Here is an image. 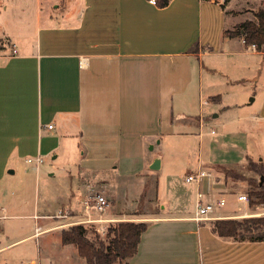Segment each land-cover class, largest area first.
Wrapping results in <instances>:
<instances>
[{
    "label": "crops",
    "instance_id": "1",
    "mask_svg": "<svg viewBox=\"0 0 264 264\" xmlns=\"http://www.w3.org/2000/svg\"><path fill=\"white\" fill-rule=\"evenodd\" d=\"M59 2L66 9L60 15L50 13L56 22L44 23L37 14L34 29L24 27L21 31L25 34L16 39L14 47L3 44L0 48V220L21 217L12 213L17 201L11 203L8 197L5 202V197L14 190L23 196L28 175L33 170L39 172L42 162L29 164L27 159L40 157L43 161L51 154L52 160L58 161L60 154L67 155L61 149L65 137L74 138L78 152L76 159L66 156L60 168L69 184L60 197L65 208L59 211H69L70 216L31 215L43 222H35L31 234L0 246V254L23 240L51 232L60 233V246H71L63 245L62 230L86 218L84 210L80 212L71 204L76 193L70 181L77 177L78 191L86 189L87 196L92 193L89 187L100 183L101 193L116 207L101 215L92 211V217L107 220L93 224L98 232L127 221L122 218L128 215L123 203L116 199L112 204V198L121 195L119 181L135 178L138 182L123 188L127 195L129 186L135 189L128 200L129 208L134 209L143 194L138 192L139 181L163 167L157 156L146 155V146L173 134L178 123L197 127L202 143L204 128L213 126L225 113L220 93L224 86L243 85L238 91L241 101L234 106L243 110L242 116L230 118L233 122L243 120V127L232 137L233 143L213 142L211 162L213 146L222 143L232 147L238 160L257 158L264 163V157L259 159L262 152L251 157L245 150L264 132V52L246 46L242 37L245 51L233 50L235 39L225 35L233 29L222 23L238 12L230 6L231 0H171L163 8L150 0ZM53 3V10L60 9L56 0ZM243 54L252 57L245 75L229 77L222 70L225 66L220 68L226 63L221 56ZM217 73L224 74L217 79ZM244 96L245 101L250 100L243 102ZM206 106L212 107L210 112ZM178 114L183 119L178 120ZM200 165L201 160L198 168ZM207 173L214 175L198 185V190H203L209 201L227 199V208L230 200L222 192V182L213 171ZM242 194L248 195L240 193L236 202L249 204L238 201ZM225 209L217 215L235 217L223 215ZM180 211L165 214L159 206L153 217L145 219L150 226L129 264H264V242L220 237L211 225L215 220L198 223L191 219L194 212L185 215ZM51 218L54 220L49 221ZM38 226L42 232L36 236ZM37 260H43L39 251Z\"/></svg>",
    "mask_w": 264,
    "mask_h": 264
},
{
    "label": "rangeland",
    "instance_id": "2",
    "mask_svg": "<svg viewBox=\"0 0 264 264\" xmlns=\"http://www.w3.org/2000/svg\"><path fill=\"white\" fill-rule=\"evenodd\" d=\"M54 1L55 0H0V48L3 44L10 49L14 47L13 44L16 43V39L25 34V32L21 31L24 27H26L28 31L34 29L37 14L42 17L44 23L56 22L58 19L55 18V16L50 18V13L60 15L63 14L62 12H64L66 8L63 7L59 0H56V3L61 5V7L60 9L53 10L52 8L55 5L53 3ZM217 3L218 2H215L214 4L217 5ZM230 6L233 9L238 10V12H236V16L234 17L231 16L225 18L222 23L225 28L233 29L232 31H234L242 22L246 20H254L255 12L264 10V0H231ZM51 10L53 11L51 12ZM57 17L59 19L62 18L61 16ZM232 24L236 25L233 27ZM232 38L235 39L233 43L237 46L236 49L233 48V50L245 51L243 47H241L242 44L240 37L235 36ZM223 45L224 47L227 46L224 43ZM221 58H226V63H223L220 68L225 66L222 70H224V73L228 72L230 77L244 76L246 73L245 68L249 59L252 57L243 54L241 56H221ZM233 64H237L238 67H233ZM222 74L217 73L215 78H222ZM242 87L243 85L236 84L229 89H226V86L221 89L222 91H220V93H222V96L224 97L221 107H226L225 113L217 119V122L213 126H206L204 128L202 143L199 135H197L195 131L197 130V127L193 126L194 128L191 127L190 129V127L182 126L178 123L176 131L173 134L164 136L160 142L157 140L154 145L146 146V155L157 156L159 160H162L163 167L156 173L149 170L150 172L147 173L148 176H145L144 181H139L140 188L138 189V192L141 191L143 193V201L139 208L137 207L138 205H133L134 209L129 208L128 206V200H131L135 193V189L129 186V195L123 190V188H127L132 181H134L133 184L136 186L138 183L135 181L136 179H124V181H119V183L121 182V187L119 186L121 195H119V198L113 197L112 204L114 201L117 202L116 199H118L120 203H123L122 206L127 210L126 214L128 215L122 216V218L128 219L127 221L147 222L148 220L145 219L153 217L158 212L159 206L161 208L164 207L165 214H169V211L177 212L181 210V214L191 215L194 212L198 184L196 182L187 183L185 177L188 173L196 172L200 160L202 168L206 170V172L213 171L216 174L215 176L218 181L222 182V192L226 198L230 200L223 215L239 216L247 213L252 215L260 214L251 217L264 216V206L250 207L249 204L244 205L236 202L237 195L240 193L248 194L251 190V185L246 180L229 177L225 172V170L228 169L241 173L245 175L246 178L259 177L256 173H253L248 169L249 161L247 159L243 161V158L238 160L239 156H237V153L234 154V152H232V147L230 145H227L229 148L226 146L223 147L222 143H215L213 146V162H211L210 157L212 144L215 140L225 141L229 144L233 143L235 139L232 137L238 134L243 127V120L238 122L230 121L231 117L242 116L243 110L234 107L241 101L238 91L239 89H242ZM245 97L246 96L243 97V102L247 100ZM211 109L212 107L206 106L207 112H210ZM196 110L198 113L200 110L199 104L197 105ZM177 119L181 120L183 119V116L178 114ZM212 130H215L216 133L212 134ZM75 144L76 142L74 141V138L65 137L61 149L62 151L67 152V155L60 154L58 161H53L52 156L54 155L51 154L44 158L39 172L37 173L33 170V173L28 175V185L23 196L19 194V191L17 192L14 190L13 193L5 197V202L8 197L11 200V203H13V200L17 201V205L14 207V210H12V213L20 215L21 217L16 219L2 218L0 220V246L11 244L34 232L35 222L42 223L43 220L38 222L37 217L35 219L34 217H31V215H43L48 213L51 215H57L59 209L65 208V204L62 203L60 197L62 191H64L63 188H65L69 182L67 183V181L63 179V173L60 168L64 163L66 156L70 160L77 158L78 152ZM245 150L251 157L262 152V156L259 157V159H262L264 157V132L261 133L260 138L258 137V141L256 139L255 141H250L248 145L245 146ZM200 155L202 159H200ZM251 161L255 164L259 163L257 158H253ZM262 161H264V159ZM53 173L54 175H52ZM212 175L214 174H210L209 177ZM77 178L70 181L72 189L76 193V196L72 198L71 204L82 212L84 209L80 201L81 198L87 194V190H77L80 187L78 186ZM85 182L88 183V181H84V183ZM91 184H93V182L90 183V185ZM89 188H91L92 192L101 193L100 183L93 184ZM103 195H105L108 202H110L108 198L109 196L107 194ZM138 196L137 193L133 197L136 199L135 204L139 201ZM212 199L213 198L210 200ZM24 200L26 201V204H18V202ZM156 201L159 202L157 203ZM110 207L116 209L114 204L110 206L109 203L108 209H111ZM137 209L141 210L142 214L136 213ZM0 214L3 215L2 212H0ZM52 220H54V218H51L49 221ZM85 225L89 228V237L92 239L95 238V232L101 237H104L107 233V229L98 232L95 228L96 226L93 224ZM60 244L59 232H51L50 234L41 235L39 238L23 240L18 244L6 248L0 254V264H26L32 259H38V251L41 252L43 264L86 263L85 260L79 256L75 245L63 248ZM48 258H50V260Z\"/></svg>",
    "mask_w": 264,
    "mask_h": 264
},
{
    "label": "trees",
    "instance_id": "3",
    "mask_svg": "<svg viewBox=\"0 0 264 264\" xmlns=\"http://www.w3.org/2000/svg\"><path fill=\"white\" fill-rule=\"evenodd\" d=\"M157 6L166 7L171 0H155ZM211 1V0H202ZM254 20L242 22L234 31H226L229 37L239 36L246 46L255 45L264 52V10L254 13ZM248 169L259 177L246 178L245 175L226 169V175L246 180L251 185L248 193L250 207L264 206V163L249 162ZM143 196L138 203L141 206ZM142 214L141 210L136 211ZM213 231L220 237L241 242H264V216L236 219H219L211 223ZM150 223L137 221H119L111 224L104 237L95 232V238L89 237V228L75 224L62 230V243L75 245L78 254L86 264H129L138 253L143 234Z\"/></svg>",
    "mask_w": 264,
    "mask_h": 264
},
{
    "label": "built area",
    "instance_id": "4",
    "mask_svg": "<svg viewBox=\"0 0 264 264\" xmlns=\"http://www.w3.org/2000/svg\"><path fill=\"white\" fill-rule=\"evenodd\" d=\"M152 4H156L155 0H150ZM244 42V40H243ZM245 43V42H244ZM251 48L256 49L255 45L250 46ZM13 53H16V50H13ZM81 65L84 66V61H81ZM49 128H53L52 125L49 126ZM213 133H215L213 131ZM27 163L31 164L34 162L40 163L42 162L40 157L34 158H28ZM209 177V174L202 169L201 165L199 166L198 170L194 173H188V175L185 177V181L187 183L196 182L198 185H201L207 178ZM239 202H245L248 203L249 196L246 194H242L238 197ZM82 205L84 207V211L86 213V218L81 221H76L75 223L70 224H96V223H103L107 220H102L101 218H94L92 217V211L95 210L99 215L105 213L109 207V203L107 198L100 192H92L85 196L82 201ZM227 206V199L225 198H219L216 201H209L206 199V193L203 190H198L196 194L195 199V207H194V213L192 216V220L196 221L198 223L204 222V221H212V220H218V219H224L226 217L224 216H218L217 212L219 210L225 209ZM70 216L69 211H59L56 218H68ZM246 215H239L235 216L233 218H244ZM42 232V228L38 226L36 229V236H38ZM26 264H43L40 260H32L27 262Z\"/></svg>",
    "mask_w": 264,
    "mask_h": 264
}]
</instances>
